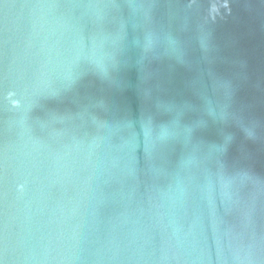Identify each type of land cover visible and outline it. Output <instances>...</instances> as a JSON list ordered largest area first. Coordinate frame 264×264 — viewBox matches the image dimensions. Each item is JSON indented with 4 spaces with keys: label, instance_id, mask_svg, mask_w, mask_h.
<instances>
[{
    "label": "water",
    "instance_id": "obj_1",
    "mask_svg": "<svg viewBox=\"0 0 264 264\" xmlns=\"http://www.w3.org/2000/svg\"><path fill=\"white\" fill-rule=\"evenodd\" d=\"M0 264H264V0H0Z\"/></svg>",
    "mask_w": 264,
    "mask_h": 264
}]
</instances>
